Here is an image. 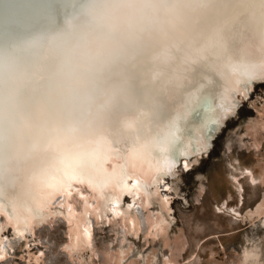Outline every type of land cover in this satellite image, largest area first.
Returning a JSON list of instances; mask_svg holds the SVG:
<instances>
[{
  "label": "bare ground",
  "instance_id": "bare-ground-1",
  "mask_svg": "<svg viewBox=\"0 0 264 264\" xmlns=\"http://www.w3.org/2000/svg\"><path fill=\"white\" fill-rule=\"evenodd\" d=\"M84 2L58 10L35 42L4 52L27 30L0 46V261L8 225L26 236L58 212L69 221L71 252L90 248L92 212L101 221L120 216L138 233L136 204L157 198L150 230L165 235V179L207 153L240 98L264 81V0ZM243 177L264 181L250 166L239 184ZM57 196L62 205L53 207ZM234 209L260 217L264 199Z\"/></svg>",
  "mask_w": 264,
  "mask_h": 264
},
{
  "label": "rangeland",
  "instance_id": "rangeland-1",
  "mask_svg": "<svg viewBox=\"0 0 264 264\" xmlns=\"http://www.w3.org/2000/svg\"><path fill=\"white\" fill-rule=\"evenodd\" d=\"M210 147L189 168L180 165L165 179L172 185V209H163L170 225L165 235L155 238L150 230L151 221L161 209L157 198L148 207L136 204L138 233L126 227L120 216L105 217L103 222L92 212V247L71 252L67 247L69 221L58 212L26 236L16 237L13 226L8 225L2 231L8 253L0 264H264V214L250 220L234 212L235 207L246 212L264 199V181L252 184L243 177L239 184L236 180L242 166L252 167L264 178V81L255 83L249 97L240 98L237 112L212 139ZM80 188L88 189L85 184ZM241 189L244 198H240ZM73 190L71 198L78 208L80 200ZM57 197L54 204L64 198ZM53 203V207L62 205ZM250 250L258 255L246 259ZM36 253L41 255L39 263L33 256Z\"/></svg>",
  "mask_w": 264,
  "mask_h": 264
},
{
  "label": "water",
  "instance_id": "water-1",
  "mask_svg": "<svg viewBox=\"0 0 264 264\" xmlns=\"http://www.w3.org/2000/svg\"><path fill=\"white\" fill-rule=\"evenodd\" d=\"M84 1L0 0V46L3 43L5 44L13 34L26 32L27 30L30 33L20 38L19 41L12 43L11 48L4 49V52L12 50L26 41L35 42L36 37L45 34L51 28V23L57 20L59 16L58 10L67 11V9H74L73 11H76L81 5H85L84 3L86 2ZM73 15H68V18L70 16L73 17ZM114 35V33L110 34L111 37Z\"/></svg>",
  "mask_w": 264,
  "mask_h": 264
},
{
  "label": "snow or ice",
  "instance_id": "snow-or-ice-1",
  "mask_svg": "<svg viewBox=\"0 0 264 264\" xmlns=\"http://www.w3.org/2000/svg\"><path fill=\"white\" fill-rule=\"evenodd\" d=\"M187 166H188L187 163H185L184 167L186 168ZM136 184H137L138 187L140 186V182L139 181H137Z\"/></svg>",
  "mask_w": 264,
  "mask_h": 264
},
{
  "label": "clouds",
  "instance_id": "clouds-1",
  "mask_svg": "<svg viewBox=\"0 0 264 264\" xmlns=\"http://www.w3.org/2000/svg\"><path fill=\"white\" fill-rule=\"evenodd\" d=\"M214 123V122H213Z\"/></svg>",
  "mask_w": 264,
  "mask_h": 264
}]
</instances>
